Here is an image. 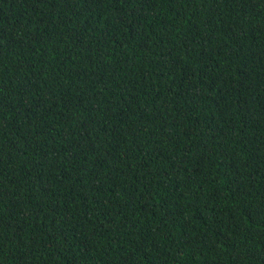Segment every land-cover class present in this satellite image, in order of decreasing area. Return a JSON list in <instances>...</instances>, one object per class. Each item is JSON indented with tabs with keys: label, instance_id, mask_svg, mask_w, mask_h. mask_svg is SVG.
Segmentation results:
<instances>
[{
	"label": "trees",
	"instance_id": "obj_1",
	"mask_svg": "<svg viewBox=\"0 0 264 264\" xmlns=\"http://www.w3.org/2000/svg\"><path fill=\"white\" fill-rule=\"evenodd\" d=\"M0 264H264V0H0Z\"/></svg>",
	"mask_w": 264,
	"mask_h": 264
}]
</instances>
